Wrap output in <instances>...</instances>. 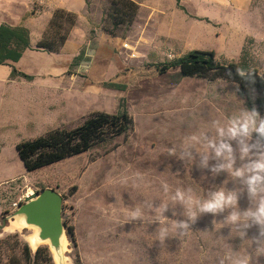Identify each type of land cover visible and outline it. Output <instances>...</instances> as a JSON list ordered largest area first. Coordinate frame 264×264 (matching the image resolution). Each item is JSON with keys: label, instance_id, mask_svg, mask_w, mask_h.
<instances>
[{"label": "rangeland", "instance_id": "374dc122", "mask_svg": "<svg viewBox=\"0 0 264 264\" xmlns=\"http://www.w3.org/2000/svg\"><path fill=\"white\" fill-rule=\"evenodd\" d=\"M77 1L35 0L34 53L0 75V264H264L263 93L162 70L213 51L264 75V0L236 16L227 0ZM67 41L81 43L68 62ZM120 111L133 120L124 135L25 170L18 144ZM44 190L62 197L57 247L18 214Z\"/></svg>", "mask_w": 264, "mask_h": 264}, {"label": "trees", "instance_id": "16d2710c", "mask_svg": "<svg viewBox=\"0 0 264 264\" xmlns=\"http://www.w3.org/2000/svg\"><path fill=\"white\" fill-rule=\"evenodd\" d=\"M66 42L60 47L63 48ZM37 48H45L39 44ZM31 50L30 34L23 26L0 25V66L7 63H17L27 51ZM179 68L183 77L205 76L214 72L220 77L237 82L241 89L252 88L263 93V97L256 100L257 108L264 109V75L256 70L244 72L235 63L221 65L215 62L213 51H191L187 55L163 66V72L169 68ZM15 72V71H13ZM26 79L32 77L20 73ZM253 108V103L248 100ZM133 124L132 118L126 111L117 114L98 113L87 119L83 125L72 131H53L46 137L18 144L17 154L27 172L49 166L64 159L88 152L95 144L104 142L127 133ZM72 236V230L68 229ZM73 240V238H72ZM40 248L37 249L38 254Z\"/></svg>", "mask_w": 264, "mask_h": 264}, {"label": "crops", "instance_id": "0c3cea01", "mask_svg": "<svg viewBox=\"0 0 264 264\" xmlns=\"http://www.w3.org/2000/svg\"><path fill=\"white\" fill-rule=\"evenodd\" d=\"M51 8H57L60 6H65L66 0H47ZM79 2V0L77 1ZM212 2H217L213 1ZM219 6L222 8H231L235 10V16L241 13H245L251 9L253 0H227L220 1ZM35 0H0V25L7 24L10 26H24L31 31V24L35 22H41L39 35L41 30L45 25L42 17L40 16H31L32 6L35 5ZM31 16V17H30ZM43 22V23H42ZM36 38V39H37ZM32 45V44H31ZM81 49V43L75 41H67L58 55L59 58L68 62L69 57L75 58ZM26 52L34 53L32 50H27ZM25 52V53H26ZM30 53V54H31ZM22 59V58H21ZM14 65V63H13ZM68 68L62 69L59 67L46 68L44 73L50 74H59L66 71ZM10 70V71H9ZM12 70V67L9 66H0V75L7 76ZM42 73V74H44ZM31 77V76H30Z\"/></svg>", "mask_w": 264, "mask_h": 264}, {"label": "water", "instance_id": "95a60500", "mask_svg": "<svg viewBox=\"0 0 264 264\" xmlns=\"http://www.w3.org/2000/svg\"><path fill=\"white\" fill-rule=\"evenodd\" d=\"M61 207L62 197L54 190H44L34 200L21 205L18 214L25 216L28 224L39 227L41 239H49L57 247L63 233Z\"/></svg>", "mask_w": 264, "mask_h": 264}, {"label": "clouds", "instance_id": "9594fccd", "mask_svg": "<svg viewBox=\"0 0 264 264\" xmlns=\"http://www.w3.org/2000/svg\"><path fill=\"white\" fill-rule=\"evenodd\" d=\"M260 130L261 131H264V126H262V128ZM258 167L261 168V169H264V164H260V165H258ZM216 206H217V204H211V205H209V208H214ZM260 215L261 216H264V207H261V209H260Z\"/></svg>", "mask_w": 264, "mask_h": 264}, {"label": "bare ground", "instance_id": "6f19581e", "mask_svg": "<svg viewBox=\"0 0 264 264\" xmlns=\"http://www.w3.org/2000/svg\"><path fill=\"white\" fill-rule=\"evenodd\" d=\"M17 225L20 227V226H22L23 224H22V222L18 219V223H17ZM27 226V225H26ZM37 235V234H36ZM38 236V235H37ZM49 240V239H48ZM59 240L61 241V243H63L64 244V242H65V237H64V234L63 233H61L60 235H59ZM39 241V240H38ZM37 241V242H38ZM32 243L35 245V243H36V241L33 239L32 240ZM41 243V242H40ZM56 257V256H55Z\"/></svg>", "mask_w": 264, "mask_h": 264}]
</instances>
